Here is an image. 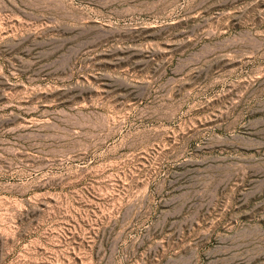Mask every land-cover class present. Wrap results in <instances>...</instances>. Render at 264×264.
<instances>
[{
    "label": "rangeland",
    "instance_id": "374dc122",
    "mask_svg": "<svg viewBox=\"0 0 264 264\" xmlns=\"http://www.w3.org/2000/svg\"><path fill=\"white\" fill-rule=\"evenodd\" d=\"M0 264H264V0H0Z\"/></svg>",
    "mask_w": 264,
    "mask_h": 264
},
{
    "label": "bare ground",
    "instance_id": "6f19581e",
    "mask_svg": "<svg viewBox=\"0 0 264 264\" xmlns=\"http://www.w3.org/2000/svg\"><path fill=\"white\" fill-rule=\"evenodd\" d=\"M12 183V182H11ZM5 184V183H4ZM11 186H13V184L11 185Z\"/></svg>",
    "mask_w": 264,
    "mask_h": 264
}]
</instances>
